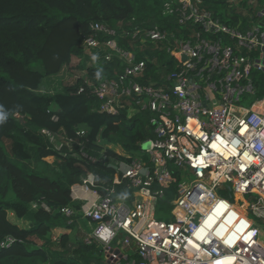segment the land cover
I'll list each match as a JSON object with an SVG mask.
<instances>
[{"label": "built area", "instance_id": "built-area-1", "mask_svg": "<svg viewBox=\"0 0 264 264\" xmlns=\"http://www.w3.org/2000/svg\"><path fill=\"white\" fill-rule=\"evenodd\" d=\"M243 3L256 15L243 29L222 21L201 0H163L161 13L174 21L167 28L129 22L119 31L91 23L93 33L82 41L83 49L103 48V59L121 66L93 84L96 109L109 114L124 109L127 117L143 111L153 131L132 152L114 150L118 157L91 155L77 140L79 160L115 171L111 183L88 171L71 187L90 237L103 245L106 264H264V95L254 97L258 81H264V0ZM146 42L163 43L173 59L157 83L140 81L146 58L138 54ZM42 131L57 150L69 142L64 133ZM85 134L84 127L76 129L78 137ZM123 180L132 190L130 202L115 197L114 186ZM85 190L94 197L83 198ZM222 190L243 197L250 216ZM169 196L168 208L156 217ZM231 208L247 224L229 241L225 236L236 222L227 223L223 234L217 228ZM58 211L68 222L76 214L69 205ZM115 239L118 244L111 245ZM12 240L6 236L0 245ZM127 248L136 260L128 259Z\"/></svg>", "mask_w": 264, "mask_h": 264}, {"label": "trees", "instance_id": "trees-1", "mask_svg": "<svg viewBox=\"0 0 264 264\" xmlns=\"http://www.w3.org/2000/svg\"><path fill=\"white\" fill-rule=\"evenodd\" d=\"M162 3L163 0H0V112L7 114L0 123V242L6 236L13 238L8 245H0V264H106L103 245L92 237L86 240L77 235L80 203L72 199L71 187L80 183L88 171L111 183L115 171L99 162L79 160L77 140L85 142V150L91 155L103 152L118 157L108 143L132 152L153 136V131L143 111L127 117L124 109L118 114L96 109L93 84L102 77H111L121 66L116 60L103 58L88 61L91 52L88 54L81 43L93 33L91 23L97 21L119 31L129 22L174 26V21L161 13ZM201 5L222 21L242 29L256 20L254 7H248L249 14L245 15L230 6L228 0H201ZM98 39L105 38L99 34ZM118 41L125 45V39ZM73 56L80 57L79 67L84 73L70 79ZM143 57L146 73L140 79L142 83H157L173 65L163 43L146 42L138 54V58ZM97 71L101 73L99 78ZM258 83L254 97L264 95V81ZM53 114L55 120L51 118ZM79 127L86 129L83 137L76 135ZM43 129L64 133L69 142L57 150ZM114 187L116 198L132 201V190L125 180ZM220 194L250 216L243 197L230 190ZM170 197L160 202L162 211L168 208ZM67 205L76 211L71 222L58 211ZM8 211L29 225L22 227L13 222ZM238 219L241 226L247 224L243 218ZM57 227L69 232L53 238L52 230ZM117 244L118 239L111 242ZM124 251L128 259H137L132 249Z\"/></svg>", "mask_w": 264, "mask_h": 264}, {"label": "rangeland", "instance_id": "rangeland-1", "mask_svg": "<svg viewBox=\"0 0 264 264\" xmlns=\"http://www.w3.org/2000/svg\"><path fill=\"white\" fill-rule=\"evenodd\" d=\"M243 1H246V0L239 1L240 2L239 4H236L237 0L234 1L233 3H234V7L237 9V11H240V12L243 11V14H244V13L247 12L246 10L248 9L249 6L248 5L246 6V4L245 5H241V3H243ZM104 51H105V49H103V48H97L95 50L89 51V52H91L90 55H89L91 57V59H88V61H93V57L94 56L96 57L97 60L103 58L102 56L104 54ZM89 52H88V54H89ZM79 62H80V57L73 56L72 61H71L72 68H73V76H71L70 79L74 78L75 76H78V75H81V74L84 73V70L79 67ZM6 144H7V146L9 145V141L8 140H6ZM32 207H36V205L32 204ZM159 215H160V206L157 208L156 217H159ZM8 216H9V218H14V215H12V213L10 211H8ZM234 216H238L237 212L233 208H231L229 213L224 217V219L222 221L223 224L222 223L221 224L226 226L227 223H230L231 219L235 218ZM235 222L240 224L239 219L238 220L236 219ZM76 224H77L76 225L77 226L76 227L77 235L79 237H83L86 240L89 239V237H90V226L87 224V222L80 216V217L77 218V223ZM233 232H234V229L232 228L231 235L233 234ZM58 235H59L58 234V230L53 229L52 230V236L54 237V236H58ZM260 241L264 243V228L262 229L261 234H260ZM103 257L105 259V254L104 253H103Z\"/></svg>", "mask_w": 264, "mask_h": 264}, {"label": "crops", "instance_id": "crops-1", "mask_svg": "<svg viewBox=\"0 0 264 264\" xmlns=\"http://www.w3.org/2000/svg\"><path fill=\"white\" fill-rule=\"evenodd\" d=\"M108 146L111 147L112 149L116 150V151H122L123 148L119 145V144H113V143H108ZM81 196L85 199H92L94 196L91 194L90 191H82L81 192ZM236 211V210H235ZM13 214L12 211H10ZM9 217V216H8ZM10 220H12L13 222L17 223L18 225L22 226V227H27L29 225V222L20 218H17L14 216V218H9ZM85 220V219H84ZM86 221V220H85ZM26 223V224H25ZM79 224V223H78ZM88 224V223H87ZM80 226V225H79ZM56 230H58V234L60 235L63 232H69V229H64V228H54ZM53 237V236H52ZM57 236H54L53 238H56Z\"/></svg>", "mask_w": 264, "mask_h": 264}, {"label": "bare ground", "instance_id": "bare-ground-1", "mask_svg": "<svg viewBox=\"0 0 264 264\" xmlns=\"http://www.w3.org/2000/svg\"><path fill=\"white\" fill-rule=\"evenodd\" d=\"M227 215V214H226ZM225 215V216H226ZM237 215L238 216H234L235 218L234 219H231L230 220V223L231 222H233V220L235 221L236 219L238 220V217L240 218V215H239V213L237 212ZM224 216V217H225ZM224 217H223V219H224ZM223 219H222V221H223ZM220 222L219 223V225H218V228H217V231H218V233L219 234H223V229H224V225H222L223 224V222ZM222 223V224H221ZM242 227H244V226H241L240 224H238L237 222L234 224V226H233V229H234V232H233V234L231 235V232L228 234V236H225V238H227L229 241H232L235 237H236V235H237V233L239 232V230L242 228Z\"/></svg>", "mask_w": 264, "mask_h": 264}, {"label": "clouds", "instance_id": "clouds-1", "mask_svg": "<svg viewBox=\"0 0 264 264\" xmlns=\"http://www.w3.org/2000/svg\"><path fill=\"white\" fill-rule=\"evenodd\" d=\"M95 59H96V57L94 56L93 60H95ZM100 75H101L100 71H97V73H96L97 78H99ZM0 107H2V106H0ZM6 118H7V114L0 112V123H3L6 120ZM102 235H103V233H102Z\"/></svg>", "mask_w": 264, "mask_h": 264}]
</instances>
